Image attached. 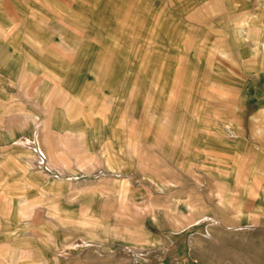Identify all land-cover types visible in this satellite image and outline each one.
Listing matches in <instances>:
<instances>
[{"label": "rangeland", "instance_id": "374dc122", "mask_svg": "<svg viewBox=\"0 0 264 264\" xmlns=\"http://www.w3.org/2000/svg\"><path fill=\"white\" fill-rule=\"evenodd\" d=\"M95 1H105L106 7H95L93 10V38L86 40L85 19H82V23L71 22L62 26L66 28V34L63 33L62 42L58 41L62 49L55 50L56 54L53 52L54 41L46 38L44 76H50L58 66L69 70L68 76L72 82L86 90L82 93L86 92L90 98L91 103L85 105L88 108L93 103L97 105L95 114L108 97L119 93L123 99L121 102L116 100L118 107L121 109L125 106L126 109L120 116H147L152 107V113L159 120L164 116L169 124L195 135L201 133L203 127L210 129L219 122L223 140L231 138L230 131L245 128V106L251 96V89L248 88L251 79H264V72L252 71V60L261 64L264 57V38L261 37L264 33V0H221L224 6L221 15V10L217 13L210 9L213 0H206L205 9L200 7L205 0ZM74 12L86 17L84 9L77 8ZM71 37L81 40L73 42ZM117 43H120V49L115 46ZM134 52L136 56H133ZM214 81L227 87L213 88ZM75 84L70 89H74ZM134 84L141 90L138 109L133 103ZM69 85L66 82L64 88ZM85 86L91 88L85 89ZM31 89L28 91L34 93V89ZM260 89L254 91H264ZM49 90L61 100L58 89L50 87ZM32 96H23L26 103L18 106L23 108L22 112H35L38 109L34 103H30L33 102L30 99ZM231 96L237 107L221 104L228 102ZM41 97H46L45 92L42 91ZM17 100L19 97L15 98ZM216 108L217 117L213 113ZM253 116V126L263 128L262 120L256 119V111ZM204 118L206 126H203ZM16 121L14 125L18 128L26 125L20 118ZM54 124V121L51 124L47 122V125H52L49 128H53ZM84 128L81 126V129ZM262 136L263 133H256L254 138L260 141ZM238 145L241 151L238 152L239 156H244V141ZM248 166L239 161L235 166L238 167V180H241L239 192L234 195L236 199L229 198V195L226 199L222 193L220 211L213 208L212 200H207V232L198 233L206 230L195 227L193 229L198 232L190 234L186 231L187 225L200 219L198 213L204 212L194 206L191 207L190 216L186 217L173 216V212L168 216L162 213L157 217L144 218L136 211L118 209L121 200L118 190L121 185L102 186V177L96 179L100 183L94 184L91 190L90 186L85 190L71 185L70 181H57L54 184L46 177H33L31 174L27 177L19 167L0 169V264H35L44 259H48L49 264H264V199H259L258 194L262 187L259 182L264 180V162L256 160L254 168L250 167V170ZM220 171L223 173L221 179L224 190L229 173L235 170L222 165ZM53 173L59 175L56 169ZM247 176L250 179L248 186L241 184ZM82 177L87 178L84 175ZM204 179L212 181L214 177L209 175L200 178L202 181ZM23 182L31 183L26 185ZM71 186L75 191L72 194ZM40 188L45 193H41ZM105 192L107 196L103 202L100 197ZM88 194L94 196V202L82 201ZM182 197L181 193H175L172 197L174 204ZM136 199L140 203L145 201L139 194ZM230 202L236 208H229ZM29 204L35 206L33 212L26 216L19 214L26 211L25 207ZM50 205L57 208V219L53 221L48 215L52 208ZM83 218L91 219L93 224L101 226L95 238L89 237L88 232L84 233L82 228L86 225L81 224ZM153 219L158 221L161 228L164 227L163 230L169 221L175 225L174 233L169 236L172 243L169 242L167 248L166 239L158 246L155 244L156 236L147 231L148 227L158 229ZM65 227H72V231L65 230ZM134 228L136 230H133L132 239L113 233L114 230L120 232ZM35 231L43 236L36 235ZM51 233L56 237L55 245L49 244L44 237ZM142 237V241H137ZM160 242L158 240L157 244ZM17 250H33L35 253L31 257L20 255L16 262L12 255Z\"/></svg>", "mask_w": 264, "mask_h": 264}, {"label": "crops", "instance_id": "0c3cea01", "mask_svg": "<svg viewBox=\"0 0 264 264\" xmlns=\"http://www.w3.org/2000/svg\"><path fill=\"white\" fill-rule=\"evenodd\" d=\"M213 1L210 9L217 13L221 10L220 15L224 13L223 1ZM206 6L205 0L200 7L205 9ZM95 7L103 9L106 7L105 1L99 3L95 0H0V169L19 167L29 177L28 168L33 167L43 173L38 174V177H46L54 184L57 181H70L71 185L85 190H88L89 186L91 190L94 184L100 183L96 179L102 177L100 183L102 186L121 185L118 190V196L121 198L117 205L118 209L136 211L144 218L157 217L162 213L168 216L173 212V216L186 217L190 216L193 210L191 207L194 206L204 212L198 213L200 219L187 225L186 231L190 234L193 231L198 232L193 228L202 227L206 231L198 233H205L207 232L205 224L209 221L206 218L209 216L206 213V201L212 200L213 208L220 211L223 194L226 199L227 195L232 199L239 192L241 180H238V167H235L238 161L249 165V170L250 167L254 168L256 160L264 162V91H254L260 88L264 90V79H251L248 87L251 89V96L245 106L246 126L237 128L235 132L230 131L231 138L228 140L222 139L219 122L214 123L210 129L203 127L201 133L197 135L188 134L185 129L180 130L174 124H169L164 116V120L163 118L159 120L158 116L152 113V107L147 116H120L126 109L125 106L121 109L118 107L116 100L121 102L123 99L119 93L108 97L105 104H102L103 107L95 114L97 105L90 104V108L85 105L91 103L90 98L86 92L82 93L86 90L78 88V84L72 82L68 76L69 70L58 66L50 76H47L48 79L44 76L46 70L43 68L47 49L46 38L54 41L53 52L56 54L55 50L62 49L58 41L62 42V35L66 34V28L62 27L66 23H82L84 21L82 19H85L88 35L86 40L94 37L92 16ZM77 8L84 9L86 17L74 12ZM261 37L264 38V33ZM70 40L74 42L81 38L71 37ZM74 45L77 46V43ZM115 46L120 49V43ZM70 47L73 48L72 45ZM133 56H136V52ZM252 64V71L264 72V57L261 64L255 62V59L252 60ZM66 82L70 83L68 88H64ZM74 84V89H70ZM50 87L58 89L61 100L50 93ZM212 87L227 86L214 81ZM30 88L34 89V93L28 91ZM87 88L91 87L85 86V89ZM15 89L23 92L19 93L20 91H14ZM42 91L46 95L44 99L41 97ZM140 91V87L137 88L134 84L133 103L137 109ZM29 94L33 95L30 98L33 102L30 103H34L38 109L35 112H22L23 108L18 106L26 103L23 96L28 98ZM18 97L19 100L16 102L15 98ZM212 104L214 102L207 105ZM217 104L219 105V102ZM221 104H232L237 107L233 96L228 102ZM255 111L258 114L256 119L263 122L261 129L253 126ZM213 113L217 117V108ZM18 118L26 124L24 127L22 125V128H18L14 125ZM217 119L215 118V121ZM51 121L55 122L53 128H49L52 125H47V122L51 124ZM203 122V126H206L205 118ZM66 126L69 128L66 129ZM81 126L85 128L81 129ZM256 133L258 135L263 133L260 141L255 140ZM243 141L246 146L245 155L239 156L241 151L238 150V144ZM222 165L235 170L228 175L229 180L225 184L227 187H224L226 190L222 188L223 173L220 171ZM55 169L59 175L53 173ZM95 174L99 175L93 178ZM82 175L87 178H83ZM209 175L214 177L212 181L200 180ZM249 180L247 176L241 184L248 186ZM259 184L262 185L258 193L259 199H264V180ZM252 186L254 187V180ZM108 190L110 193V189ZM72 191L75 192L71 186L70 194ZM175 193L183 195L176 204L172 199ZM138 194L141 199H145L143 203L137 201ZM106 196L105 192L101 194L100 199L105 201ZM93 200L95 198L90 194L82 198V201L86 202ZM231 207L236 208L234 203L230 202L229 208ZM179 211L181 212L177 214ZM204 218L206 220H202ZM156 223L158 224V221L155 222L153 219V224L158 229L150 227L146 229L156 236V245H162V240L166 239L167 248L172 241L169 236L174 233L175 225L169 221L163 230ZM157 233L163 235L158 236ZM158 240L161 241L159 244ZM187 242L188 238L186 245ZM160 250L162 251L161 248Z\"/></svg>", "mask_w": 264, "mask_h": 264}, {"label": "bare ground", "instance_id": "6f19581e", "mask_svg": "<svg viewBox=\"0 0 264 264\" xmlns=\"http://www.w3.org/2000/svg\"><path fill=\"white\" fill-rule=\"evenodd\" d=\"M3 39V38H2ZM31 86V85H30ZM80 94V93H79ZM147 96V95H146ZM70 102V101H69ZM68 105V104H67ZM70 106V105H69ZM67 107V106H66ZM147 111V110H146ZM84 113V112H83ZM145 114H146V112H145ZM73 133V132H72ZM69 137V136H68ZM72 137H73V135H72ZM138 137V136H137ZM73 139V138H72ZM87 140V139H86ZM52 143V142H51ZM58 148V147H57ZM59 150V149H58ZM57 150V151H58ZM64 154V153H63ZM58 156V155H57ZM60 156V155H59ZM65 158V157H64ZM134 159V158H133ZM4 164V163H3ZM33 166V165H32ZM62 168V167H61ZM131 169V168H130ZM157 169V168H156ZM28 170H29V173L30 174H33V176H35V175H38V174H41V175H43V173L41 172V171H36L33 167H30V168H28ZM70 170V169H69ZM72 170V169H71ZM74 170V169H73ZM158 171V170H157ZM161 172V171H160ZM68 173V172H67ZM157 174V173H156ZM50 180V179H49ZM163 180V179H162ZM172 184V183H171ZM26 185H28L27 183H26ZM223 185V184H222ZM224 187V186H223ZM40 190H41V193H45V191L44 190H42L41 188H40ZM224 190H226V189H224ZM6 192H8L7 190H6ZM40 193V192H39ZM45 196V195H44ZM103 197V196H102ZM112 199V198H111ZM26 200V199H25ZM94 202V201H93ZM104 202V201H103ZM119 202V201H118ZM1 207H2V205H0ZM51 206V205H50ZM52 207V206H51ZM5 208V207H4ZM34 208H35V206L34 205H28L27 207H25V209H26V211H21V213L19 212V214H21V215H23V216H26V215H28V214H31L32 212H33V210H34ZM244 208V207H243ZM102 209V208H101ZM50 210V209H49ZM60 213V212H59ZM81 214V213H80ZM84 214V213H83ZM39 215V214H38ZM48 215H49V219L50 220H55V219H57V208L54 206V207H52L51 208V210L49 211V213H48ZM87 215H88V213H87ZM12 216V215H11ZM89 216V215H88ZM59 217V216H58ZM101 217V216H100ZM89 218V217H88ZM96 219H99V218H96ZM73 221V220H72ZM211 221H213V220H211ZM99 222V221H98ZM109 222V221H108ZM63 224V223H62ZM81 224L82 225H86V226H88V225H90V227H86V226H84L85 228H82L85 232L84 233H87L88 232V236L89 237H91V238H95V234H97V231H100L101 230V226L99 225H95V224H93L92 223V221H91V219H85V218H83V220H82V222H81ZM93 225V226H92ZM55 226V225H54ZM113 226V225H112ZM32 227V226H31ZM40 227V226H39ZM56 227V226H55ZM23 228V227H22ZM33 228V227H32ZM80 228V227H79ZM164 228V227H163ZM33 230V229H32ZM65 230H67V231H69V230H71L72 231V227H65ZM133 230H136L135 228L134 229H123V230H120V232L118 231V230H114L113 231V233H114V235L115 236H118V237H125V235H126V237L127 238H129V239H132L133 237H132V233H133ZM31 231V230H30ZM118 232L119 233H121L120 234V236H119V234H118ZM35 233H36V235L38 234L39 236H43V235H41L38 231H35ZM6 235V234H5ZM45 237V239H46V241H48L49 242V244H57L56 242H57V240H56V237H55V235L53 234V233H51V234H48V235H46V236H44ZM31 238H32V236H31ZM28 239V238H27ZM43 239V238H42ZM15 240V239H14ZM13 240V241H14ZM22 240V239H21ZM143 240V237L141 238V239H139V240H137V241H142ZM24 241V240H23ZM26 241V240H25ZM38 241V240H37ZM36 240H35V242H37ZM41 241V240H40ZM39 241V242H40ZM7 242V241H6ZM9 243H11V242H9ZM15 243H16V241H15ZM20 242H18V244H19ZM17 244V243H16ZM162 244V243H161ZM194 244V243H193ZM14 245V244H13ZM30 245H31V243H30ZM30 245H29V247H30ZM139 245V244H138ZM17 246H20V245H17ZM6 247V246H5ZM22 247V246H21ZM32 247V246H31ZM17 248H19V247H17ZM62 248V247H61ZM78 248V247H77ZM10 252V251H9ZM34 251L33 250H28V251H23V252H19V250H17V251H15V252H13V255H12V258H13V260L14 261H16L17 262V260L19 259V257H20V255H25V256H33L34 255ZM33 259V258H32ZM41 259H42V257H41ZM59 259V258H58ZM29 260H31V259H29ZM34 260V259H33ZM36 260V259H35ZM39 260V259H38ZM23 262V261H22ZM60 262V261H59ZM21 263V262H20ZM35 264H49L50 262H49V260L48 259H44V260H41V261H37V262H34Z\"/></svg>", "mask_w": 264, "mask_h": 264}]
</instances>
